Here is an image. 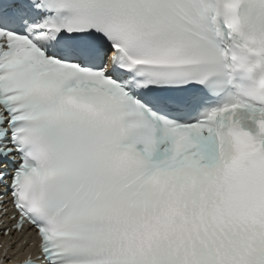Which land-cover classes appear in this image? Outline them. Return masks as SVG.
<instances>
[{"label":"snow or ice","instance_id":"1","mask_svg":"<svg viewBox=\"0 0 264 264\" xmlns=\"http://www.w3.org/2000/svg\"><path fill=\"white\" fill-rule=\"evenodd\" d=\"M0 236V264H264V0H0Z\"/></svg>","mask_w":264,"mask_h":264},{"label":"bare ground","instance_id":"2","mask_svg":"<svg viewBox=\"0 0 264 264\" xmlns=\"http://www.w3.org/2000/svg\"><path fill=\"white\" fill-rule=\"evenodd\" d=\"M2 259H3V252L0 251V260H2Z\"/></svg>","mask_w":264,"mask_h":264}]
</instances>
